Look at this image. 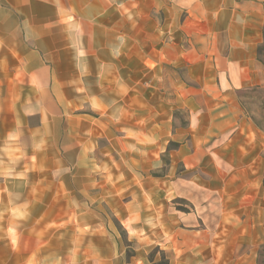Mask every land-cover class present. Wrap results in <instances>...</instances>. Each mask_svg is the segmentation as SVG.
<instances>
[{
	"label": "crops",
	"instance_id": "1",
	"mask_svg": "<svg viewBox=\"0 0 264 264\" xmlns=\"http://www.w3.org/2000/svg\"><path fill=\"white\" fill-rule=\"evenodd\" d=\"M258 49L264 53V0H0V196L13 206L8 196H25L27 188V195L43 196L64 187L63 175L49 179L56 164L92 162L97 141L111 131H137L133 137L141 139L143 114L156 118L150 130L166 132L173 106L159 84L169 83L171 92L174 67H186L189 80L192 65L204 84L198 96L219 100L215 111L223 110L222 126L233 134L213 145L218 218L212 228L168 235L171 264H257L264 245V132L241 119L235 90L262 82ZM147 82L155 84L148 92L155 101L143 107ZM181 83L179 98L187 103L190 88ZM17 204L63 209L42 199ZM26 238L14 246L9 234L0 236L6 249L0 263L63 264L61 255L46 257L39 244L31 246L36 238Z\"/></svg>",
	"mask_w": 264,
	"mask_h": 264
},
{
	"label": "rangeland",
	"instance_id": "2",
	"mask_svg": "<svg viewBox=\"0 0 264 264\" xmlns=\"http://www.w3.org/2000/svg\"><path fill=\"white\" fill-rule=\"evenodd\" d=\"M157 16L164 21L161 11ZM174 37L181 43V35ZM193 47L191 58L196 56ZM262 49L257 51L263 65L262 82L248 86L242 96L238 95L240 89L235 94L241 119H247L264 132ZM205 54L208 57L211 52L207 50ZM173 71L171 92L169 83L159 84L161 91L168 88V99L173 106L171 126L166 132L150 130L156 118L153 114H143L141 139L133 137L137 131H111L109 139L103 137L97 141L90 153L94 157L92 162L56 164L59 167L55 176L49 179L56 182L63 175L64 187L47 188L48 193L43 196L27 195V188L25 196H8L13 206L8 205L7 195L0 196V236L7 233L14 246H21L23 238L27 243L30 234L37 239V242L30 240L31 246L39 244L37 247L46 257L61 255L63 264L69 259L66 255H71L70 263L76 264H171L168 235L212 228L219 211L214 195L218 184L213 179V145L215 140L229 137L232 132L222 126L223 110L221 114L215 111L219 110V100L205 99L202 93L198 96L197 90L204 84L196 81L197 68L190 66L189 80L186 67L175 66ZM181 80L190 88L187 103L179 98ZM217 81L224 87L222 74ZM154 85L150 82L144 85L147 95L144 94L143 107L155 101L148 93H152ZM197 140L206 146H195ZM202 150L207 153L201 158ZM187 155L194 158L191 164L185 161ZM21 199L27 202L42 199L46 205L54 203L63 209L44 211L31 204L30 209L22 210L17 207ZM40 216H45L42 223H53L57 218L61 221L46 226L37 223ZM5 254V244L0 243L1 263L5 262ZM112 256L114 259H109ZM53 261L46 264H54ZM257 264H264V245Z\"/></svg>",
	"mask_w": 264,
	"mask_h": 264
},
{
	"label": "trees",
	"instance_id": "3",
	"mask_svg": "<svg viewBox=\"0 0 264 264\" xmlns=\"http://www.w3.org/2000/svg\"><path fill=\"white\" fill-rule=\"evenodd\" d=\"M249 87L247 88H241L240 90H238V95L239 96H242V92L245 91L246 89H248Z\"/></svg>",
	"mask_w": 264,
	"mask_h": 264
}]
</instances>
